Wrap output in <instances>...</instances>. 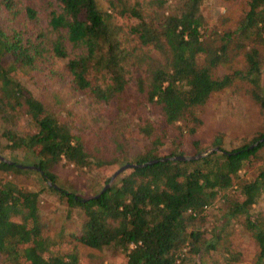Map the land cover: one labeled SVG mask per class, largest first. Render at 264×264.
Segmentation results:
<instances>
[{
    "label": "trees",
    "instance_id": "trees-1",
    "mask_svg": "<svg viewBox=\"0 0 264 264\" xmlns=\"http://www.w3.org/2000/svg\"><path fill=\"white\" fill-rule=\"evenodd\" d=\"M205 1L0 0V155L11 162L0 172L43 183L32 191L0 179V264H111L106 250L123 264H206L218 249L233 260L240 254L208 213L215 203L225 226L242 220L264 264V213L254 211L264 195V0H215L224 12L213 23ZM37 77L90 112L48 110L24 85ZM233 89L261 128L201 146L207 105ZM210 149L127 169L99 197L110 177L82 197L55 170L85 175ZM43 192L65 206L63 219L43 215Z\"/></svg>",
    "mask_w": 264,
    "mask_h": 264
},
{
    "label": "rangeland",
    "instance_id": "rangeland-1",
    "mask_svg": "<svg viewBox=\"0 0 264 264\" xmlns=\"http://www.w3.org/2000/svg\"><path fill=\"white\" fill-rule=\"evenodd\" d=\"M203 11L210 22L224 12V5H216L215 0H206ZM0 23H4L0 14ZM24 85L43 102L45 108L57 113L61 118L65 117V111H72L73 113H89L82 96L70 95L63 86L54 82L51 86L50 83L44 78H34L32 81H24ZM245 98L237 89H233L223 95H218L213 98L206 107V115L204 126L199 131L200 145L208 147L215 136L223 133L233 139H239L244 136L250 135L255 130H259L262 126L261 118L258 111L251 106H247ZM70 119V118H68ZM252 135V134H251ZM250 135V136H251ZM250 139V138H249ZM185 152L188 155L192 154V149L189 143L184 146ZM4 152H1L3 155ZM20 159V154H18ZM255 166L252 167L250 173L255 171ZM58 183L69 188L71 191L76 192L82 197H87L91 194L90 190L99 180L103 181L107 177H111L117 171L116 168H105L101 171H94L86 173L85 175L75 171L71 166L60 164L56 168ZM0 179L9 182L18 188H26L32 191H40L43 189V183L39 181L34 175L28 174H12L5 175L0 172ZM97 179L98 181H95ZM102 185V184H100ZM100 185L95 187L98 188ZM41 204L43 207V215L49 218L57 217L58 220L63 219L65 206L60 205L56 195L48 192H43L40 195ZM219 203H215V208H211L208 213L212 220V225L215 229L225 230L224 239L220 240L221 244H226L228 241L231 243V251L239 253L240 256H231L222 254L221 249L212 253H206L203 261L206 264H254L256 247L250 233L246 231L240 220V224H228L225 226V220L220 217ZM256 212L264 213V195L261 197L257 206ZM209 238L210 236L207 235ZM228 242V243H229ZM232 253V254H233ZM103 261L110 262L111 264H123L125 257L123 254L116 253L112 250H106L100 253Z\"/></svg>",
    "mask_w": 264,
    "mask_h": 264
},
{
    "label": "water",
    "instance_id": "water-1",
    "mask_svg": "<svg viewBox=\"0 0 264 264\" xmlns=\"http://www.w3.org/2000/svg\"><path fill=\"white\" fill-rule=\"evenodd\" d=\"M263 142V139H261L258 143ZM258 143H256L255 145H257ZM252 148V146H251ZM213 151H218V149H210L209 151L203 153V154H199L197 156H192V157H171V158H162V159H154L151 161H148L144 164H139V165H134V164H125L122 167H120L115 173H113V175L110 177V181L107 185L104 186V188L101 190V192L96 196L99 197L107 188L110 187V185L113 183V181L125 170L130 169V168H143L146 167L148 165H152V164H156L158 162H165L167 160L169 161H173V160H181V161H189V160H195V159H199L202 158L204 156L207 155V153L213 152ZM0 161L2 162H6L11 164L10 161H8L6 158L2 157L0 155ZM18 168L23 169V170H34V171H41L39 168L34 167V166H23V165H17ZM49 185H52V183L49 182ZM56 187V186H55ZM57 188V187H56Z\"/></svg>",
    "mask_w": 264,
    "mask_h": 264
}]
</instances>
